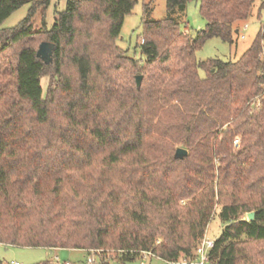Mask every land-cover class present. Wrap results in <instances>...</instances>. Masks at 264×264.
Listing matches in <instances>:
<instances>
[{
  "label": "trees",
  "instance_id": "16d2710c",
  "mask_svg": "<svg viewBox=\"0 0 264 264\" xmlns=\"http://www.w3.org/2000/svg\"><path fill=\"white\" fill-rule=\"evenodd\" d=\"M190 1L205 26L185 33ZM255 1L166 0V18L143 21L142 66L116 45L136 0H66L39 29L31 19L50 0H0V25L30 4L0 29V244L176 263L219 207L208 264H264V0L236 61L195 57L208 39L233 44Z\"/></svg>",
  "mask_w": 264,
  "mask_h": 264
},
{
  "label": "rangeland",
  "instance_id": "374dc122",
  "mask_svg": "<svg viewBox=\"0 0 264 264\" xmlns=\"http://www.w3.org/2000/svg\"><path fill=\"white\" fill-rule=\"evenodd\" d=\"M66 0H50L45 12L37 11L31 19L34 29L41 27L49 28L55 18V13L65 8ZM260 0H256L251 8L250 17L245 21H237L234 26L240 29V34L244 38H240L236 32L233 34L234 43L229 45L222 42L219 38L208 39L204 45L195 53V57L199 61L207 59H219L223 61H236L251 45L255 35L260 27V21L257 19L259 14ZM30 4H24L14 12H12L0 25V29L13 28L23 21L29 11ZM264 16V10L261 12ZM168 16L166 8V0H136L130 14L124 17L122 28L116 40V45L125 51L128 57L142 59L144 66L145 58L141 55V46L144 41L141 37L143 21L162 20ZM180 28L183 32H197L205 26V20L199 12V5L196 1L187 3L184 15L179 19ZM44 22V24H43ZM247 24L248 29L242 30ZM30 41V44L37 46L38 40ZM138 75V74H137ZM202 76L203 73L200 72ZM49 83V76H43L40 79L43 92L45 93ZM252 104L259 105L258 97L253 98ZM239 144L236 142L235 147ZM219 207H216L214 215L210 220L204 236L215 239L220 234L223 224L218 217ZM246 219V215H244ZM109 254V253H108ZM105 255L111 258L112 255ZM101 254L96 252H86L84 250L67 249V248H43V247H13L0 244V264H88L87 258L91 257L95 262L101 264ZM109 264H117L109 260ZM131 264H181L180 262L168 263L155 257L145 258L144 260L136 259Z\"/></svg>",
  "mask_w": 264,
  "mask_h": 264
},
{
  "label": "built area",
  "instance_id": "2783aa9c",
  "mask_svg": "<svg viewBox=\"0 0 264 264\" xmlns=\"http://www.w3.org/2000/svg\"><path fill=\"white\" fill-rule=\"evenodd\" d=\"M248 29V25L245 24L242 27V30ZM240 29H237V35H239L240 38H244L243 34H240ZM214 246V239L207 238L206 236H203L199 241L197 242L195 248L193 249L192 256L190 258H183L182 260L178 261L181 264H208L209 263V254ZM88 264H98L95 262L91 257L87 258L86 261ZM17 264V263H13Z\"/></svg>",
  "mask_w": 264,
  "mask_h": 264
},
{
  "label": "water",
  "instance_id": "95a60500",
  "mask_svg": "<svg viewBox=\"0 0 264 264\" xmlns=\"http://www.w3.org/2000/svg\"><path fill=\"white\" fill-rule=\"evenodd\" d=\"M36 56L40 58L45 64H48L51 61V45L43 41L39 44L38 49L36 51ZM141 75L135 76V82L137 87L140 86ZM187 155V150L182 147H177L174 152L175 159H182ZM247 221H252L254 219V212H248L246 214Z\"/></svg>",
  "mask_w": 264,
  "mask_h": 264
},
{
  "label": "crops",
  "instance_id": "0c3cea01",
  "mask_svg": "<svg viewBox=\"0 0 264 264\" xmlns=\"http://www.w3.org/2000/svg\"><path fill=\"white\" fill-rule=\"evenodd\" d=\"M57 249V248H55ZM139 260H144L145 258H149V257H154L152 254L148 253V252H145V253H142L140 256H139ZM156 258V257H155ZM159 259V258H158ZM133 263V262H132ZM170 263V262H168ZM128 264H131V263H128Z\"/></svg>",
  "mask_w": 264,
  "mask_h": 264
}]
</instances>
